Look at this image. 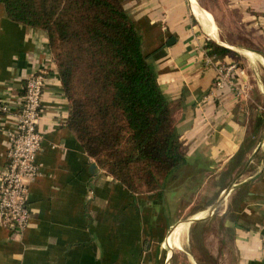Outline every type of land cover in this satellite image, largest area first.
I'll list each match as a JSON object with an SVG mask.
<instances>
[{
  "label": "crops",
  "instance_id": "1",
  "mask_svg": "<svg viewBox=\"0 0 264 264\" xmlns=\"http://www.w3.org/2000/svg\"><path fill=\"white\" fill-rule=\"evenodd\" d=\"M119 2L170 102L187 167L164 193L139 194L99 169L67 128L46 33L10 21L0 4V174L24 81L47 74L31 219L22 234L0 226V264H177L180 238L216 216L230 235L221 264H264V0H217L208 10L196 0ZM206 40L231 52L212 58L243 71L240 92L213 93Z\"/></svg>",
  "mask_w": 264,
  "mask_h": 264
},
{
  "label": "trees",
  "instance_id": "2",
  "mask_svg": "<svg viewBox=\"0 0 264 264\" xmlns=\"http://www.w3.org/2000/svg\"><path fill=\"white\" fill-rule=\"evenodd\" d=\"M10 21L46 33L68 103L67 128L129 192L164 193L187 161L169 100L119 0H0ZM207 56H228L204 44ZM53 51V52H52Z\"/></svg>",
  "mask_w": 264,
  "mask_h": 264
},
{
  "label": "built area",
  "instance_id": "3",
  "mask_svg": "<svg viewBox=\"0 0 264 264\" xmlns=\"http://www.w3.org/2000/svg\"><path fill=\"white\" fill-rule=\"evenodd\" d=\"M205 64L213 66L215 71L213 93L226 86L240 92L234 80L242 76L243 71L236 63H214L208 56ZM46 81L44 70H38L25 79L14 124L7 132L8 147L0 174V226L14 234H22L31 219L27 194L29 184L39 176L37 155L41 150L42 135L37 127ZM1 110L5 111V108Z\"/></svg>",
  "mask_w": 264,
  "mask_h": 264
},
{
  "label": "rangeland",
  "instance_id": "4",
  "mask_svg": "<svg viewBox=\"0 0 264 264\" xmlns=\"http://www.w3.org/2000/svg\"><path fill=\"white\" fill-rule=\"evenodd\" d=\"M196 1L199 6L202 7V9L204 8L205 10H208L214 9L217 0ZM238 34L243 39L246 37L241 33ZM205 42L216 45L211 40H206ZM196 209L197 208L194 210ZM223 224L224 223L222 220L216 216L210 221H204L203 224H198L195 226L192 225L194 227L192 229L190 227L189 231L187 230L188 232L186 231V233L180 238L178 244L179 249H177L178 255L176 257V263L221 264V258L223 259V255H221L220 252L223 249L226 260H228L231 254L229 251L230 235L229 230L225 229ZM182 230V227H178V235ZM211 251L213 254H211Z\"/></svg>",
  "mask_w": 264,
  "mask_h": 264
},
{
  "label": "bare ground",
  "instance_id": "5",
  "mask_svg": "<svg viewBox=\"0 0 264 264\" xmlns=\"http://www.w3.org/2000/svg\"><path fill=\"white\" fill-rule=\"evenodd\" d=\"M193 6H194V5H193ZM197 17H199V16L197 15ZM202 19H203V18H202ZM208 24H209V23H208ZM211 25H212V24H211ZM206 26H207V25H206ZM214 29H215V28H214ZM207 30H208V29H207ZM207 30H206V31H207ZM209 30H210V29H209ZM209 32H210V31H209ZM210 35H211V34H210ZM211 36H212V35H211Z\"/></svg>",
  "mask_w": 264,
  "mask_h": 264
}]
</instances>
